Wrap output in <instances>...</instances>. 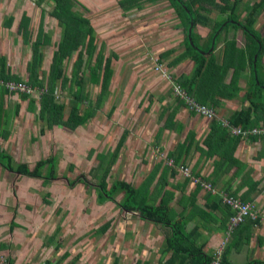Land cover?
<instances>
[{"label": "crops", "instance_id": "0c3cea01", "mask_svg": "<svg viewBox=\"0 0 264 264\" xmlns=\"http://www.w3.org/2000/svg\"><path fill=\"white\" fill-rule=\"evenodd\" d=\"M9 1L12 3V7L6 9L5 7ZM38 2L39 0H0V33L9 34L15 33V31L18 33L23 15L29 19L28 28L30 40H35L40 28V20L38 28L34 29L33 27L37 15L39 17L44 15L42 30L47 32L49 28L45 26V24L47 25L45 17L46 15H50L52 4L49 3V0H44L40 4ZM257 8L259 9L254 13V27L258 36L263 41L264 46V0H242L237 9V13L241 19L250 12H254ZM135 11L138 10H130L129 13L133 15L132 13ZM208 11V16L214 20L217 17L225 19L228 16L226 13L218 15L219 10L212 6H208ZM51 21L55 28L59 30L60 37V28L57 26V21L55 19ZM8 22L9 25H7ZM174 27L180 28L177 29V32L182 31L179 24ZM203 27L195 26L194 31L201 38H206L208 33L211 32L212 26L208 25ZM233 39L236 40V47L239 49L245 48L249 43L242 32V28H231L227 30L221 34L216 48L213 51V55H215L218 62L222 58L221 48L224 45V40L230 41ZM58 41L59 39L55 43L50 41V45L45 46V48L55 47ZM120 41L123 40L121 39ZM14 42L15 44L9 43L6 46L0 44V57L6 59V65L10 70V74L19 77L22 81L6 82L26 84L25 82L28 78L26 67L30 58H28L27 54L22 53L23 47L16 44V39ZM127 47L128 43L123 45L120 50L115 49L114 51L118 56L116 64L121 65L114 68L110 94L105 103L108 111L111 106H114V111L110 119L106 118L108 111H105L103 106L97 115L92 118L93 120H89L87 124L75 130L81 139L91 141L94 145L97 143L96 137L102 134V128L104 130L108 129L106 126L109 127L108 130L110 131L126 132V139H124L122 149L119 150L116 162L109 171L106 183L111 187L114 181L109 182V180L113 176L116 177L115 181H124L133 187H138L145 180V194L147 196L153 195V198L158 194L161 196V189L158 191L157 187L159 185L157 183L166 180L167 183L164 184V191L169 195L166 206L171 207L177 214L183 208L189 209L188 212L190 214L187 225L185 226V232H191L197 226V222L202 221L198 217L199 210L203 209L202 212L208 214L205 218L207 231L205 227L202 228V232L204 233L200 240L205 241V247L211 253L222 241L220 240L216 243L217 239L220 238L219 233L228 224L227 220L224 222L225 218L222 213L215 209V207L217 208L221 204L213 203L208 199V196L215 198L217 195H212L200 187L195 197L196 202L190 208H185L188 207L189 201H185L184 197L189 196L192 198L191 194L196 188V181L210 184L214 183L215 185H212L217 192H220L223 186L229 184L238 185L240 183L242 186H240L239 195L246 193L248 188L252 187L254 191L250 197L252 202L255 203L257 210L256 220H254L255 224L246 230V232H242L240 229L239 231L237 229L238 232L235 230L234 243L232 244V248H228L226 258L234 264L254 260L263 261L264 135L240 139L238 141L234 155L232 156V158H236L239 162L238 177L234 176V167L225 173H220L221 168L217 166L215 168L214 166L218 156L214 155L209 157L203 153V150H206V147L203 145V140L209 133L210 122L191 114L184 106L179 105L178 101L172 96L171 91L168 88L165 89L168 87V84L170 85V82L165 77L160 76V74H157L158 76H150L145 72V74L135 77L133 75L131 76V73L127 78L129 73L121 71L122 69L126 70L125 66H128L130 62H126L124 57L120 55L121 49L125 51ZM169 49L177 48L173 47L166 50ZM131 55L128 54V56ZM256 57L255 55L252 67L248 66V69L240 74L237 91L232 90V88L229 90L226 89L228 88L227 84L232 80V70L228 71L225 75L224 81L220 84L221 92L228 95L232 93L233 97H221V103L215 109L218 120L229 121L232 113L241 110V108L248 107L249 102L243 101L242 99L244 94L249 90L248 87L254 82L257 83V80H259L258 77L264 82V52L261 55L258 65L255 63ZM168 61L164 60L165 63ZM135 65L136 62H132L130 66L136 70ZM122 66L123 68L119 69ZM131 67H129V70H131ZM192 67L193 63L190 62L188 72L182 73L180 72L182 66L179 64L177 67L170 69L172 70L170 74L177 78L181 74H189ZM176 69H179L178 75L174 74ZM123 75L124 78H127L125 82H123L124 79L122 80L121 77ZM132 79H134L133 82H131ZM158 83H161L160 89L156 87ZM2 89L5 88H1L0 90ZM262 91L264 98V90ZM27 95H30L36 101L33 112L27 110L28 100H21L18 93H8L5 96L1 95L0 103H2V111L7 113L6 117L11 118V121L8 126H5L6 131L1 132L0 151L10 155L14 163L26 164L29 169H32L37 161L45 160L49 156H56L54 152L51 153L52 155L50 154V147L48 152L44 153L41 143L48 142L55 149L59 148L58 144L60 142L57 141L58 133L61 131L75 133V131L61 127H53L50 130L45 128L36 118L38 93L33 91ZM206 107L211 108L209 106ZM163 109H167V113L161 117L160 114L164 111ZM104 111L105 114H103ZM172 111V119L168 117V127L163 128L167 114ZM255 114L261 116L259 108L251 117H254ZM4 116L5 114L1 117L2 122H5L3 120L5 119ZM258 126H264V123L259 122L254 127ZM34 128L38 130L39 135L36 136L34 134L33 139L29 136L27 138V132ZM189 133L191 134L190 136L188 135ZM110 136L112 135L110 134ZM186 138L190 139L188 145ZM18 143L21 145L20 150ZM32 144L33 151L30 152V146ZM108 144L109 146H107ZM115 145V143L111 142L97 149L94 148L95 152L91 155L89 163L92 168L97 169L95 172L96 175L99 176V160L97 156L102 152H112ZM181 145L184 147H181ZM169 153H174L173 158L180 160V164L177 165L178 167L176 169L173 168V171L166 168L168 166L167 162L171 160L168 158ZM35 154L37 155L34 156ZM119 154L126 158L127 161L120 160ZM145 154L150 156L148 162L145 160ZM17 155L23 156V158L19 159ZM59 157L62 160L64 155H59ZM137 160L141 161L137 164L134 163ZM31 164L33 166L30 168L29 166ZM57 170L58 165L56 173ZM184 170H186V173ZM6 171L5 167L0 164V173ZM7 172L34 181L33 178L20 175L14 171ZM151 175L154 176L153 180L150 185L146 184V178ZM52 181L56 182L57 180ZM66 184V193L68 192L75 196V193L80 191L76 188V185L69 186L68 183ZM47 186L45 185L43 187ZM22 188L24 187L20 184L19 186L6 187L0 181V219L3 218L4 222L10 223L8 233L14 238H19L24 243H27L29 237L31 241L28 245L14 247L12 253H8L7 261L9 264H169L168 260L170 255L165 250V238L169 230L150 222H145V220L139 217L138 212L133 213L132 211L124 210L108 201L100 202L97 199V185L94 186V191H96L94 201H91V203L88 202L90 205H87V203L83 204L85 203L83 199H85L84 194L86 192L84 191V194L79 193V199L82 200L80 203L83 207L81 209L77 208L82 212L78 217L67 216V213H69L68 209L70 208L69 203L61 208L57 202H49L46 200L47 198L42 199L39 197L42 202L47 204H43L45 205L43 208L47 209L46 212L43 211V208H36L32 201L38 197L34 195L37 190L35 188H29L27 190ZM172 194H174V197ZM118 198H121L120 194H118ZM178 198L180 204L177 202ZM159 199L160 197L155 199L153 204L155 201L158 204ZM55 206L60 209L58 213L56 212L54 214L52 210L49 213V207ZM212 207L214 208L212 209ZM89 208L91 209L88 211ZM179 219L177 215L175 220ZM20 220L30 221V223H21L19 222ZM14 225L16 227L13 230L12 227ZM27 229L30 230V236L26 233ZM237 234H242V237L237 236ZM3 237H6V235ZM236 242L237 244L235 245ZM28 249L31 250V253H28ZM232 257L234 259L238 258L239 263H235L231 259Z\"/></svg>", "mask_w": 264, "mask_h": 264}, {"label": "trees", "instance_id": "16d2710c", "mask_svg": "<svg viewBox=\"0 0 264 264\" xmlns=\"http://www.w3.org/2000/svg\"><path fill=\"white\" fill-rule=\"evenodd\" d=\"M44 0H39L40 4ZM155 2L161 0H119V6L125 10H142L144 3ZM168 2L170 9L176 15L179 20V26L183 31V52L177 53V49H169L161 53L158 56L157 62L162 63L164 60L165 71L169 74L167 69H173L181 64L183 61L189 59L193 63V67L189 74H181L177 78L173 77L169 80L172 87L174 85L183 89L189 97H191L196 103L204 106H209L213 110L219 107L221 103V97L228 98L233 97L232 93L225 94L221 92L220 84L225 79V75L228 71L232 70V80L227 84L226 88L229 90L237 91V83L240 74L248 69V66L252 67L254 64V56L256 55L255 63L259 64L262 53L264 52L263 41L258 36V33L253 30L255 21V12H250L240 19V15L237 13V9L240 6L242 0H165ZM52 4V16L57 21V26L60 28V37L57 44H55V50L52 52L50 65L48 71H38L42 64L41 48L50 45V39L47 33H43L42 25L44 15L40 17V28L35 40L31 44L32 59L27 64L28 78L25 82L27 87L33 92H37L38 97V110L36 118L41 122L48 130L53 127H61L70 131H75L78 127L88 123V121L96 116L107 101L110 94V86L114 69L112 67V61L117 60L118 56L116 52H110V56L106 57L101 50H98L94 30L90 25V21L87 17L80 15L73 10L75 4H79L76 0H49ZM208 6L219 10L218 15L223 13L228 14L225 19L217 17L215 20L208 16ZM215 21V22H213ZM29 19L23 15L18 28V33L22 35L23 43L26 45L30 41V34L28 28ZM213 22V23H210ZM199 24L201 26L211 25V32L208 33L206 38H201L195 33V26ZM9 25V22L7 23ZM242 28L244 36L249 43L245 48L239 49L236 47L235 40H224V45L221 48L222 58L218 62L213 51L219 41L221 34L225 33L229 29ZM99 48H102L100 46ZM75 56V57H74ZM174 56V57H171ZM71 58H74L71 67L70 75L65 73V65ZM0 79L4 81H22L19 77L10 74V70L6 65V59L0 57ZM257 80L251 86L248 87L247 93L243 96V101H248L249 106L241 108V110L234 112L230 115L229 123L231 126L247 129L254 127L259 122L264 123V82ZM59 80L60 90L68 89L69 101L61 103L58 101L57 95V83ZM90 86L99 89L97 95L93 98L88 89ZM1 89V88H0ZM7 90H0L1 95H8ZM21 100H28L27 110L33 112L36 101L27 95L29 93H18ZM236 95V94H235ZM177 99V98H176ZM179 105L186 107L183 101L177 100ZM260 109L261 116L255 114L251 115ZM160 114L167 113V109ZM114 106H111L107 112L106 118L110 119ZM3 113V114H2ZM16 113V111H15ZM192 114V112H190ZM5 114V122L0 124V132L6 131L5 126L10 123L11 118L6 117L7 113L2 111V103H0V121L2 115ZM173 116V111L167 114L166 121L163 128H166L168 117ZM172 119V117H171ZM1 135V133H0ZM191 135L190 133L188 134ZM126 132H123L118 140L115 149L112 152H102L97 156L99 160V176H98V200L100 202L105 200H111L109 197L102 198L100 193L108 191L111 197L115 194H123V200L119 202L118 207L138 212L139 217L145 222L167 228L169 230L165 238V250L170 255L168 260L169 264H212L215 260L220 264H234L226 258L228 248H232L234 243V233L239 231L246 232L251 228L256 220V205L252 202L250 197L254 191L252 187L248 188L246 193L239 195L240 186L234 187L229 184L223 186L221 191L232 197H238L244 203H248L252 207L254 218L249 215L246 216L243 221L232 229L230 232L227 227L223 232L231 233L233 235L232 241L226 243L224 252L220 256H217L216 249L213 252H205V241H200V230L204 225L195 226L191 232H185V226L189 218V209H181L177 214L171 207H167V197H161L158 195L152 196L145 194V180L138 187H133L124 181H114L112 186H108L106 179L109 175V171L113 164L116 162L119 150L123 146ZM187 145L189 138L187 139ZM240 138L235 137L227 131L217 119H212L209 124V133L203 140V145L206 150L203 153L209 157L214 155L218 156V159L214 163L215 168H221L220 173H225L235 168L234 176L239 175V162L236 158H232ZM181 147H184L181 145ZM174 153H169L168 158L172 160L173 165L180 164V160L173 158ZM219 163V164H217ZM0 164L5 167L7 171H14L20 175L30 177L33 179H42V184L47 185L49 181L58 178L56 169L58 165V158L56 156H49L45 160H39L36 162L32 169H29L26 164L14 163L10 155L4 154L0 151ZM168 170H172L174 167H166ZM153 175L146 178V184L151 183ZM199 178V177H198ZM200 179V178H199ZM83 180V177H80ZM242 182V180H241ZM69 186L74 185L75 180L68 181ZM167 183L166 180L162 182ZM197 183H199L197 181ZM158 184V183H157ZM215 185L214 183H212ZM211 184V185H212ZM212 185V186H213ZM195 190L191 194L190 198L184 197L185 201H189L188 207H192L196 200L195 197L200 189V185H195ZM156 188V187H155ZM160 191L159 187H157ZM169 196V195H168ZM174 197V194H172ZM158 204H153L154 200L159 198ZM182 197V196H181ZM180 197V198H181ZM218 197V196H217ZM208 196V199L213 203H220V199ZM173 199V198H172ZM179 198L177 199V202ZM214 207H212L213 209ZM224 216L225 220L233 215V212L228 208L222 206L215 207ZM199 210L198 217L204 220L206 215ZM179 216V220H175L176 216ZM188 215V216H186ZM183 218V219H182ZM201 227V228H200ZM236 230V231H234ZM234 231V232H233ZM237 231V232H238ZM242 237V234H237ZM238 242V240H237ZM235 243V245L237 244ZM173 261H172V260ZM241 264H264V260L246 261Z\"/></svg>", "mask_w": 264, "mask_h": 264}, {"label": "rangeland", "instance_id": "374dc122", "mask_svg": "<svg viewBox=\"0 0 264 264\" xmlns=\"http://www.w3.org/2000/svg\"><path fill=\"white\" fill-rule=\"evenodd\" d=\"M76 1L79 2V4H75L72 11L80 15H83L89 19L90 25L92 29L94 30L97 48L98 50L102 51L104 56L109 57L110 52H114L115 49L120 50V48L123 45L128 43V47L125 48V51L121 49L120 55L124 57V60L126 62L129 61L130 63L128 66H125L126 70L122 69L123 66L119 68V69H122L121 72L129 73L127 78L130 76L131 73H132L131 76L133 75L137 77V75L141 76V74H145V72L148 73L150 76H158L159 73L162 74L164 72L162 71V69L165 70L166 68V66H164L165 65L164 61L162 63L157 62V59L160 53H163L164 50L168 48H173V47L177 48L178 50L177 53L183 52L184 50V46L182 45L183 37H184L183 32L180 30V32L178 31L179 32L178 33L177 29H180V28L174 27L175 25L179 24V20L176 18L175 13L173 12L172 9H170L168 2L165 0L155 1V2L146 1L144 3L143 9L133 12L132 13L133 15H131L128 10L125 11L119 6L118 4L119 0H76ZM11 7H12V3H10L9 1L8 5H6L5 8L10 9ZM52 19H54L52 16L46 15L45 20L47 22V25L45 24V26L46 27L48 26L47 28L49 29H47V32L43 31L42 34L47 33L50 41L55 43L59 39V30H57L55 26L53 25V23H51ZM39 20H40V17L37 15L35 17V22L33 25L34 29L38 28ZM196 26L200 28H204L203 26L199 24H197ZM252 28L254 31H256L254 26H252ZM15 39H16V44H19V46L23 47L22 53L28 55V58H30L29 59V62H30L32 59L31 44L34 40L31 39L30 42L25 45L23 43L22 35L20 33H17L16 31L15 33H9V34L0 33V44L2 45L6 46L9 43L15 44L14 42ZM121 39L123 41H120ZM125 41H128V42H125ZM236 43L237 42L235 40V44ZM100 46H102V48H99ZM54 50H55V47H51V48L47 47V49L45 47L41 48L42 64L40 65L38 69L39 72L40 70H44L45 72L48 71V68L50 65L49 63L52 57V52ZM128 54H132V55L128 56ZM171 57H174V56H171ZM73 60L74 58H71V60H69L68 63H66L65 65L66 75H70ZM132 62H136V65H135L136 70H134L130 66ZM190 62L191 61L189 59L183 61L180 64V66H182V69L180 70V72L182 73L188 72V70L190 69ZM112 63H113L112 64L113 69L116 66L119 67L121 65V64H116L117 62L115 60H113ZM129 67H131V70H129ZM168 72L170 74L172 70H168ZM178 73H179V69H176L174 71V74L178 75ZM121 77H122V80L124 79L123 82H125L127 78H124V75ZM155 79L158 80L156 77ZM133 81L134 79H132L131 82ZM167 81L169 82V80ZM56 87H57V95L59 96L58 101L61 103L67 104V102L69 101L68 89L60 90L59 80H58ZM156 87L160 89L161 83H158ZM167 88L168 90L171 89L169 84H168V87H166L165 89ZM88 89L92 96L91 99H93L97 95V92L99 91V89L90 86V84H88ZM173 97L176 100L174 94H173ZM105 103L103 105L104 110L108 111ZM105 111L103 112V114H105ZM211 112H213L212 108H211ZM202 119L209 121V118H206V117H203ZM223 121L226 124L229 123L228 120H223ZM0 124H2V120L0 121ZM106 127L109 129L108 126ZM108 129L104 130V128H102V134L101 136L98 135L96 137L97 143L95 145L91 141H85L81 139L79 137L80 135H78L76 131L75 133H68V131H61L58 133L57 141L60 142V144H58L60 149L59 148L55 149V147L49 144L48 142H45L43 144L41 143L44 153H47L50 147L51 148L50 154L54 152L58 158V170H57L58 178L56 179L57 181L56 182L49 181L47 184L48 185L47 187H43L42 179H34V181H32L30 179L23 178V176L19 177L18 175L14 173H8L7 171L0 173L1 184L6 185V187L7 186L13 187L17 185L19 186L20 184L24 187L22 188L24 190H27L29 188H32V189L35 188L37 191L33 190V191H36V194L34 195L38 197L33 201L31 199V201L33 202L34 206L38 209H42L43 207H45V205H47L44 202H42L39 199V197L42 199L47 198L46 200H48L49 202H52V201L53 203L57 202L61 208L67 203H69L70 208L68 209L69 213H67V216H70V217L80 216L82 212L81 210H78L77 208L81 209L83 205H81L80 203L82 200L79 199V193L80 192L83 193L84 191L86 192L85 194L83 193L85 197V199H83L85 203L83 204L87 203V205H90L91 201H94V198H95L94 195H96V191H94V186L95 185L98 186V179H97L98 175H96L95 173L97 169L92 168L89 163L91 155H93V153L95 152L94 148L97 149L100 146L105 145L107 143H111V142L117 144L118 140L123 134L121 133V131L115 132L114 130L110 131ZM65 132L68 134H66ZM109 133L112 136H110ZM34 134L36 136L39 135V132L36 128H34L31 131H28L26 136L27 138L29 136L30 138L33 139ZM104 134H106L105 137H104ZM252 136L255 137V135H252ZM248 138H250V135L245 137V139H248ZM125 139H126V136H125ZM32 146L33 144L30 146V152L33 151ZM107 146H109V144ZM18 148L19 150L21 148V145L19 143H18ZM37 154H35L34 156H36ZM59 155H62V156L64 155L62 160L60 159ZM28 156L30 157V155ZM17 157L19 159L23 158V156H18V155ZM42 157H44V155H42ZM119 158L120 160L127 161V159L120 156V154H119ZM145 160L147 162L150 160V156L148 154H145ZM140 161L141 160H137L134 163L137 164ZM32 166L33 164H31L29 167L31 168ZM80 177H83V180H80ZM67 180L68 181L75 180L74 185H76V188L80 190L79 192L75 193V196L71 195L68 192L66 193L67 189L65 185L67 186L66 184ZM115 180H116V177L113 176V178L109 180V182L110 181L113 182ZM158 185H159V189H161V197L165 196L168 198V194L165 193L164 191L165 186L162 183V181H159ZM238 185H240V183ZM238 185L236 184L234 185V187H237ZM105 191L106 192L104 193L102 192L100 193L101 197L102 198L109 197L111 200L107 199L105 201L111 202L114 206L118 207L117 204L118 202L122 201L123 195L120 194L121 198H118V195L116 193L114 197H111L108 191L107 190ZM154 204H157V201H155ZM49 208H50L49 213H50V210H52L54 211V214H56V212L58 213V211L60 210L57 206L49 207ZM70 209H73V210H70ZM90 209L91 208H89L88 211ZM43 211L46 212L47 209L43 208ZM19 222L30 223V221H26V220L24 221L20 220ZM9 225L10 223L4 222L3 218L0 219V258L5 259L6 261H7L8 253L11 254L14 247L21 246V245L25 246L31 242L29 237H28L27 243H24L21 239L14 238L12 235H10L8 233ZM200 225H204L207 231L206 219L197 222V226H200ZM15 227L16 226L14 225L12 229L14 230ZM202 231L203 230L201 229L199 232L200 238H202V235L204 233ZM26 233L29 236L31 234L29 229L26 230ZM230 234L231 233H228V232L224 233L223 231H221V233H219L220 238L217 239L216 243L222 240L221 238L223 237V239L224 238L228 239L227 243L229 242V245H230V243L233 242L232 241L233 235H230ZM5 235L6 237H3ZM205 249L207 251L209 250L206 247ZM28 253H31L30 249H28ZM231 259L235 261V263H239L238 258L234 259V257H232Z\"/></svg>", "mask_w": 264, "mask_h": 264}, {"label": "built area", "instance_id": "2783aa9c", "mask_svg": "<svg viewBox=\"0 0 264 264\" xmlns=\"http://www.w3.org/2000/svg\"><path fill=\"white\" fill-rule=\"evenodd\" d=\"M164 71V70H162ZM162 76L165 77L167 80H170L169 76L164 71L162 73ZM0 88H5L10 93H31V89L27 87L24 84L20 83H14V82H6L3 80H0ZM172 92L175 96V98L181 100L184 102L188 110L209 119H212L214 117V113L211 112V109L207 108L204 105L196 103L191 97H189L186 92L181 89L179 86L174 85L172 87ZM221 124L224 127L228 128V131L231 135L235 137H243L246 136L254 137L252 135H255V137H258L260 135H264V126H258L253 127L249 129H241L240 127H233L229 124H226L224 122H221ZM258 135V136H256ZM197 182V181H196ZM206 189H210V186L204 185ZM223 202L233 211V216L230 218V222L228 225V231L230 232L232 229H234L236 226H238L243 219L246 216H250L251 218H254V214L252 212V207L248 203H244L239 201L238 199L227 197L224 195ZM227 238H224L221 243L218 245V248L216 249L217 256H220L222 252L225 249ZM0 264H8L5 259L0 258ZM212 264H220L219 261L215 260Z\"/></svg>", "mask_w": 264, "mask_h": 264}, {"label": "clouds", "instance_id": "9594fccd", "mask_svg": "<svg viewBox=\"0 0 264 264\" xmlns=\"http://www.w3.org/2000/svg\"><path fill=\"white\" fill-rule=\"evenodd\" d=\"M162 70H164V69H162ZM165 71V70H164ZM166 72V71H165ZM160 74V73H159ZM166 74H167V72H166ZM168 76H169V78L171 79V78H173L170 74H167ZM160 76H162V74H160ZM163 77V76H162ZM187 94V93H186ZM176 100H179V99H176ZM202 105V104H201ZM188 112H192V111H190V110H188V108L187 107H184ZM208 108V107H207ZM209 109H211V108H209ZM213 113H214V117L212 118V119H217L216 118V114H215V110H213ZM192 114H194V115H196V116H198V117H201V118H203L202 116H200V115H198V114H196V113H194V112H192ZM212 119H209V122L212 120ZM218 120V119H217ZM220 123L221 122H224L223 120H218ZM229 125H230V123H228ZM231 126V125H230ZM233 127H235V126H233ZM227 128V127H226ZM252 128V127H251ZM242 129V128H241ZM247 129H249V128H247ZM227 131H228V128H227ZM238 138H240V139H245V138H241V137H238ZM167 165L169 166V167H174V169H176L178 166H174L173 165V162H172V160H169L168 162H167ZM167 166V167H168ZM184 172L186 173V170H184ZM195 184H199L200 185V187L203 189V190H206V191H208L209 193H211L212 195H217V196H219V199H220V202H221V204H222V206H224V207H228L224 202H223V197H224V195L225 196H227V197H231V198H235V199H238L239 201H241V202H243L242 200H240L238 197H232V196H229L228 194H226V193H224L223 191H220V192H217L216 190H215V188H214V186H212L210 183H203V182H199V183H195ZM204 185H208V186H210V189H206L205 187H204ZM229 208V207H228ZM230 209V208H229ZM231 210V209H230ZM232 211V210H231ZM233 212V211H232ZM233 216V215H232ZM231 216V217H232ZM230 217V218H231ZM230 218H229V220H230ZM229 220H227V225H226V227H227V229H228V225H229ZM223 240V239H222Z\"/></svg>", "mask_w": 264, "mask_h": 264}]
</instances>
